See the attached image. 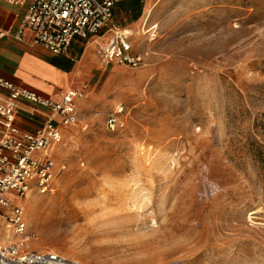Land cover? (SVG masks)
<instances>
[{
    "label": "rangeland",
    "instance_id": "rangeland-1",
    "mask_svg": "<svg viewBox=\"0 0 264 264\" xmlns=\"http://www.w3.org/2000/svg\"><path fill=\"white\" fill-rule=\"evenodd\" d=\"M145 7L154 36L130 38L142 66H105L106 37L84 41L65 169L21 200L31 247L81 264H264V0H120L107 28L137 32Z\"/></svg>",
    "mask_w": 264,
    "mask_h": 264
},
{
    "label": "built area",
    "instance_id": "built-area-1",
    "mask_svg": "<svg viewBox=\"0 0 264 264\" xmlns=\"http://www.w3.org/2000/svg\"><path fill=\"white\" fill-rule=\"evenodd\" d=\"M3 1L16 6L28 0ZM119 1L30 0L13 38L20 40L28 31L33 44L61 55L74 38L86 42L106 37V42L96 45L100 63L138 68L146 53L132 50L129 31L107 28ZM7 35L10 31L0 28V38ZM81 95L82 88H70L43 98L0 78V264H81L59 253L32 249L34 237L21 203L29 193L51 192L55 178L65 169L56 165L55 154L66 131L79 124L76 104ZM21 103L30 104L29 116L45 114V121L30 133L15 124ZM116 123L115 117L109 118L107 129L113 131Z\"/></svg>",
    "mask_w": 264,
    "mask_h": 264
},
{
    "label": "crops",
    "instance_id": "crops-1",
    "mask_svg": "<svg viewBox=\"0 0 264 264\" xmlns=\"http://www.w3.org/2000/svg\"><path fill=\"white\" fill-rule=\"evenodd\" d=\"M29 2L12 6L0 0V28L10 31V35L0 38V78L43 98H53L55 94L70 88L77 89L79 62L86 50L84 41L74 38L64 54L51 55L32 43L28 31L23 33L20 40H14L13 35L21 24ZM29 110L30 104L21 103L15 123L18 129L27 133L45 121L43 112L29 116Z\"/></svg>",
    "mask_w": 264,
    "mask_h": 264
},
{
    "label": "bare ground",
    "instance_id": "bare-ground-1",
    "mask_svg": "<svg viewBox=\"0 0 264 264\" xmlns=\"http://www.w3.org/2000/svg\"><path fill=\"white\" fill-rule=\"evenodd\" d=\"M144 14L142 16V18L140 19V26H139V30L137 32H132V31H129V33L132 35V36H135L136 38L137 37H143L147 34H150L154 31V29L156 28L155 25L152 26V27H147V23L149 22V20L152 18L153 16V10H152V7H145L144 9ZM154 34H150L149 37H153ZM95 43V42H94ZM94 44L93 43H90L89 46L86 48L84 54L82 55L81 57V60L79 62L80 64V69L79 71L77 72V76L80 77L82 71L84 69H86V67L88 66V63L90 61V54H91V51L93 50L94 48ZM73 138V136H71V138L69 137V140H71ZM26 200H29V197L28 199ZM31 206L35 205L36 203L34 202V200H32L31 202Z\"/></svg>",
    "mask_w": 264,
    "mask_h": 264
}]
</instances>
